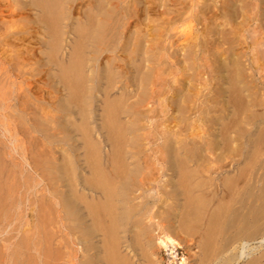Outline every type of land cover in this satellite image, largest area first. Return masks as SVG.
I'll return each mask as SVG.
<instances>
[{
    "label": "rangeland",
    "instance_id": "1",
    "mask_svg": "<svg viewBox=\"0 0 264 264\" xmlns=\"http://www.w3.org/2000/svg\"><path fill=\"white\" fill-rule=\"evenodd\" d=\"M112 1L67 0L61 20L43 12L42 0H0V264H82L83 244L74 236L66 261L60 164L64 151L81 163L84 141L73 81L61 68L69 66L96 11L112 7L108 18L116 37L103 41L99 55L90 45L88 71L96 64L114 69L117 82L109 98L122 95L133 105L120 122L135 140L133 150H140L137 166L148 177L143 195H151L153 210L160 198L170 201L163 194L166 166L178 157L169 158L167 146L188 149L210 128L220 129L221 117L236 114L239 96L253 100L258 113L264 109V0ZM137 41L147 53L144 63L140 51L134 57L121 48ZM139 71H146L141 87ZM105 99L102 90L90 96L93 140L102 145ZM152 228L154 264H192L195 249L183 234L175 232L176 244L165 246L158 243L159 226Z\"/></svg>",
    "mask_w": 264,
    "mask_h": 264
},
{
    "label": "bare ground",
    "instance_id": "2",
    "mask_svg": "<svg viewBox=\"0 0 264 264\" xmlns=\"http://www.w3.org/2000/svg\"><path fill=\"white\" fill-rule=\"evenodd\" d=\"M42 2L41 6L45 10L40 8L43 12L53 11L52 17L62 20L67 0ZM112 10L111 6H107L102 14L96 11L92 18H89L91 14H87L92 20V24L89 23L90 30L84 26L87 32L83 31L86 33L82 36L84 39L81 45L78 44V51L73 50L69 66L61 68L64 77L73 81L70 86L77 100L81 139L84 141L82 147H79L83 157L81 163L77 164L71 154L64 151L66 153L60 164L66 255L69 252L70 237L74 236L73 240L83 244L82 264H154L152 227L156 224L162 234L157 238L161 245L174 246L175 232L184 235V241L195 249L192 264H235L246 256L248 260L246 259L245 264H264V250L259 253L255 251L264 245V109L258 113L255 108L252 109L255 106L253 100L239 96L236 114L230 118L221 117L220 120L224 123L220 129L210 128L203 133L200 141L194 142L188 149L167 146L169 158L172 153L174 159L175 156L178 157L176 161L170 159L166 166L170 174L163 187L168 190H164L163 194L170 201L160 198L158 201L161 206L153 210L149 200L151 195H143L145 178L148 177L144 178L137 166L140 150H133L132 142L135 140L127 137V129L120 122V115L132 109L133 105L126 104L122 95L109 98L117 82L114 69L110 70L108 65L96 64L95 69L88 71L91 65L86 50L90 45L94 44L92 48L98 54L100 47H105L104 44L100 46L104 40L110 43L116 37V24L111 26L112 21L108 18ZM59 36L61 37L60 34ZM58 40L54 42L56 47L60 42ZM125 47L126 51L129 50L128 54H133L134 57L139 56L137 52L140 51L144 63L147 53L143 50L141 41L134 43L130 49V45L121 46L123 49ZM140 72L142 71H139L141 76L136 73L139 78H136L139 80L136 85L142 82L146 71ZM148 89L150 90L149 87ZM101 90L106 98L101 126L106 131L104 145L94 142L96 129L91 126L93 110L91 111L90 96ZM140 101L137 99L136 102ZM161 208L163 211H159ZM69 256L70 254L67 255V263L70 262Z\"/></svg>",
    "mask_w": 264,
    "mask_h": 264
}]
</instances>
